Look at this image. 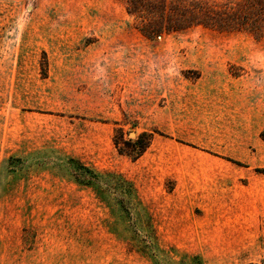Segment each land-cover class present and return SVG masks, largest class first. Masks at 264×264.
I'll use <instances>...</instances> for the list:
<instances>
[{"label":"rangeland","instance_id":"rangeland-1","mask_svg":"<svg viewBox=\"0 0 264 264\" xmlns=\"http://www.w3.org/2000/svg\"><path fill=\"white\" fill-rule=\"evenodd\" d=\"M263 170L264 0H0V264H264Z\"/></svg>","mask_w":264,"mask_h":264},{"label":"crops","instance_id":"crops-1","mask_svg":"<svg viewBox=\"0 0 264 264\" xmlns=\"http://www.w3.org/2000/svg\"><path fill=\"white\" fill-rule=\"evenodd\" d=\"M27 138H23V139H21L20 140V144H22V143H25V140H26ZM24 141V142H23ZM17 152H18V150L16 149L15 151H13V154L15 153V154H17Z\"/></svg>","mask_w":264,"mask_h":264},{"label":"trees","instance_id":"trees-1","mask_svg":"<svg viewBox=\"0 0 264 264\" xmlns=\"http://www.w3.org/2000/svg\"><path fill=\"white\" fill-rule=\"evenodd\" d=\"M140 156V154L138 155V156H136L135 158H137V157H139ZM262 173H264V170L263 171H261Z\"/></svg>","mask_w":264,"mask_h":264}]
</instances>
